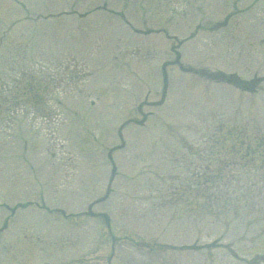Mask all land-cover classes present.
<instances>
[{
	"label": "rangeland",
	"instance_id": "1",
	"mask_svg": "<svg viewBox=\"0 0 264 264\" xmlns=\"http://www.w3.org/2000/svg\"><path fill=\"white\" fill-rule=\"evenodd\" d=\"M215 71L264 78V0H0V264L264 262V81Z\"/></svg>",
	"mask_w": 264,
	"mask_h": 264
},
{
	"label": "trees",
	"instance_id": "2",
	"mask_svg": "<svg viewBox=\"0 0 264 264\" xmlns=\"http://www.w3.org/2000/svg\"><path fill=\"white\" fill-rule=\"evenodd\" d=\"M220 77H222L224 80H227L228 82H232V83L236 84L239 87H244L247 90H252L255 87H257V85H258V82L256 80H254V81H243V80H239L234 75L220 76Z\"/></svg>",
	"mask_w": 264,
	"mask_h": 264
}]
</instances>
